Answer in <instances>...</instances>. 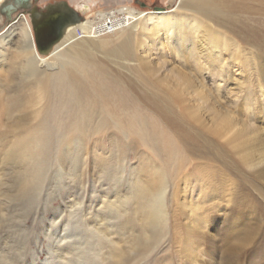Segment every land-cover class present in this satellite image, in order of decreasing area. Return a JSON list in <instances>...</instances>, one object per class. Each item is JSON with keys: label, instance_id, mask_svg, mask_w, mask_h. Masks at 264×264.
<instances>
[{"label": "rangeland", "instance_id": "rangeland-1", "mask_svg": "<svg viewBox=\"0 0 264 264\" xmlns=\"http://www.w3.org/2000/svg\"><path fill=\"white\" fill-rule=\"evenodd\" d=\"M64 1L88 4L90 12L82 14L91 21L122 7L177 13L180 5ZM235 1L247 23L239 33L226 32L236 42L230 51L218 43L220 53L208 58L210 43L193 32L184 43H177L178 32L170 41L161 33L138 43L134 64L146 69L130 72L105 58L116 43L99 47L94 55L118 82L106 107L89 105L95 119L82 143L71 142L76 119L62 114L68 103L58 95L50 96L40 117H26L29 134L20 142L4 139L17 114L9 118L0 108V264H101L86 254L97 251L98 236L116 245L124 257L119 264H264V7ZM33 3L44 7L52 0ZM0 16V37L15 32L3 49L10 56L23 46L21 30L31 21L24 10ZM25 84V78L2 84L0 107L18 95L21 116L34 111L38 96ZM69 105L76 114L75 103ZM121 106L120 119L104 125ZM142 129L147 137L138 136ZM11 147L16 155L9 158ZM78 152L82 161L70 162ZM21 178L29 185L19 197Z\"/></svg>", "mask_w": 264, "mask_h": 264}, {"label": "bare ground", "instance_id": "bare-ground-1", "mask_svg": "<svg viewBox=\"0 0 264 264\" xmlns=\"http://www.w3.org/2000/svg\"><path fill=\"white\" fill-rule=\"evenodd\" d=\"M178 2L180 5L178 7L179 12L177 13L142 12L131 7H122L110 13H99V17L97 16L98 19L96 21L85 19L81 23L73 24L67 29L64 37L55 45L48 55L50 59L47 61H43L39 55L40 53H37L36 38H34L33 26L31 27L30 25L32 23L29 24V21L23 24V26H25V28L23 27L21 30L23 46L17 48L16 53L8 56L3 51L8 45L13 44L15 32L9 31L7 34L1 36L0 87L3 88L2 84L10 85L16 80L19 81L20 78H25L26 91L36 94L39 100H37L35 110L23 116H21V112L24 110V104L22 98L18 95L13 97L6 105L0 107L2 110L1 112L9 118L17 114L15 121H13L14 126L12 131L9 132L4 139L13 138L17 142H20L18 139H22V137L25 138L29 134L23 130L24 127L27 126V124H23L26 117L30 119H37L40 117L41 111H45V109L42 108L47 104L50 96L58 95L62 99L61 103H68L66 106L62 107V110H66V112H62V114H66L65 116L73 120L76 119V124L71 125L78 134L76 138H73L75 140L72 139L73 141L71 142L82 143L81 137L87 138L88 136V133L84 130L85 126L95 119V112L93 109L89 108V105L91 102L97 101L102 107H106L107 103L110 101L111 94L114 92L112 88H114V84L118 82L117 78L111 76L108 67L94 55L99 47H104L109 43H116L114 44L116 46L105 54V58L108 61L110 58H114V60H110L109 62L115 66V69L122 68L130 72L144 71L146 65L137 66L134 64L136 62L135 49L139 45L138 43H147L153 36L160 38V34L162 33L161 35L163 36H161V38L170 41L172 38L171 36H173L172 34L178 32L179 38L177 43H184L187 40L186 36L193 32L197 38L196 40L200 39L203 43H210L209 45L211 46L209 47V51L211 54L207 56L209 58L213 54L220 53L219 48L221 44L218 43H223L222 49L225 48L230 51L231 48L229 44L236 43L234 38L230 37L231 33L241 32L245 27V23H247L246 21L245 23L242 22L243 16H241V12L243 7L238 5L239 1L178 0ZM250 2L252 5L248 6L251 9H253V7H255V9L264 7V0H250ZM10 4H13L16 8H21L24 5V3H18L15 0H0V15ZM78 9L84 14L90 12V6H88V4H85L83 7L80 6V8L78 7ZM3 13H10V11ZM1 19L0 16V24L2 21ZM226 32L231 33L227 34ZM153 41L157 42L155 40ZM152 48L153 47L150 49ZM177 52H180V50H177ZM110 54L112 56H109ZM6 75L9 79H5ZM2 100L3 97L0 93V105ZM70 101L75 103L72 109L76 114L79 113L76 118V114L72 115L68 110L71 109V107H69L71 106L69 105ZM38 105H42V107L38 109ZM114 112H120L117 114L118 117L114 113V115L104 120V125L107 123L115 124L120 119L123 112H125V107H117ZM101 120L103 119L101 118L99 120L101 126H103ZM146 133L148 132L146 131ZM146 133L144 129H142L138 132V136L147 137ZM61 135L62 134H60V136ZM65 137L71 139L69 136L65 135ZM34 140L38 141V139L34 137L31 138L30 141ZM10 149L9 153L12 152V147ZM7 150L9 149L7 148ZM9 153L8 156L16 155V153ZM80 153H76L69 161L79 162L81 160ZM11 156L9 158H12ZM28 185L29 180L23 178L20 186L18 185V191L15 196L19 195V197H22L24 194L23 191L26 187L28 188ZM146 218L149 222L156 223L154 214L153 216L151 214H146ZM95 228L96 226L94 225L92 229ZM248 231L245 232L243 230L241 234L248 236ZM96 240L98 246L97 251L95 252V250L91 248L89 252H86L87 255L94 257L96 255L97 257L95 260L100 259L101 264H119V262L124 260L122 253L116 249V245L113 242L104 241L101 236H98ZM106 249L107 252L103 254V251ZM91 252L92 254H90ZM230 252L232 253V251ZM79 256L80 255H77L76 257L79 258ZM80 258H82V256H80ZM108 259L112 261L109 262ZM65 261L66 264L75 262L72 261V259H66ZM234 262L235 261H233V263ZM223 264H232V262L229 260Z\"/></svg>", "mask_w": 264, "mask_h": 264}, {"label": "water", "instance_id": "water-1", "mask_svg": "<svg viewBox=\"0 0 264 264\" xmlns=\"http://www.w3.org/2000/svg\"><path fill=\"white\" fill-rule=\"evenodd\" d=\"M15 1L18 3L19 2L29 3L30 0H15ZM14 10H16V7H14L13 4H10L2 12L10 11L11 13ZM46 10L48 11V14H43L42 10L41 12H39L37 8H34L32 11L27 12L33 26L38 51L42 55H49L51 53L55 45L64 37L66 32L65 31L66 27L73 24H77L82 21V17L76 11L71 9L65 2L55 6L51 5L49 7H46ZM55 12H57V14L63 12L65 18L67 16L68 20L70 18L72 19L69 20V23L63 27L62 32L59 33L57 37H55L52 40H49V34L51 31H49V29L47 30V27H49L50 25L49 23L51 18L50 16L54 15Z\"/></svg>", "mask_w": 264, "mask_h": 264}, {"label": "flooded vegetation", "instance_id": "flooded-vegetation-1", "mask_svg": "<svg viewBox=\"0 0 264 264\" xmlns=\"http://www.w3.org/2000/svg\"><path fill=\"white\" fill-rule=\"evenodd\" d=\"M65 2L64 0H52V3H49L47 4L46 6L44 7H39V6H36L34 5L33 3V0H30L29 3H24L23 7L21 8H16V10H14L13 12H16V11H19V10H24L25 13L27 12H30L32 11L34 8H37L39 10V12H41L42 10V13L43 14H48V11L46 10V7H49V6H55V5H58V4H61ZM71 9H73L74 11H76L81 17H82V21L83 22L86 17L84 14H82V12H80V10L78 9V7H75V6H72L70 4H68L67 2H65ZM65 7V6H64ZM58 12V11H57ZM55 12L54 15H51L50 17V25L49 27H47V30L49 29L50 34H49V40H52L54 39L55 37H57L59 35V33L62 32V29L65 25H67L69 23V20H71L72 18H70L69 20L67 19V16L65 18V16L63 15V12L61 13H58ZM28 14V13H27ZM31 21V19H30ZM79 22V23H81ZM78 24V23H77ZM32 26V25H31ZM71 26V25H70ZM66 27L65 31H67V29L70 27ZM66 33V32H65ZM35 43H36V39H35Z\"/></svg>", "mask_w": 264, "mask_h": 264}, {"label": "built area", "instance_id": "built-area-1", "mask_svg": "<svg viewBox=\"0 0 264 264\" xmlns=\"http://www.w3.org/2000/svg\"><path fill=\"white\" fill-rule=\"evenodd\" d=\"M80 33V32H79ZM80 35H81V33H80Z\"/></svg>", "mask_w": 264, "mask_h": 264}]
</instances>
